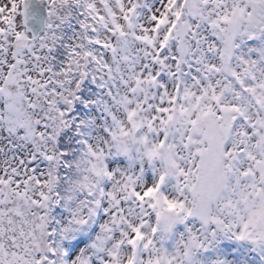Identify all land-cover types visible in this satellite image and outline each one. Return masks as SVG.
Listing matches in <instances>:
<instances>
[{"label": "snow or ice", "instance_id": "1", "mask_svg": "<svg viewBox=\"0 0 264 264\" xmlns=\"http://www.w3.org/2000/svg\"><path fill=\"white\" fill-rule=\"evenodd\" d=\"M0 264H264V0H0Z\"/></svg>", "mask_w": 264, "mask_h": 264}]
</instances>
